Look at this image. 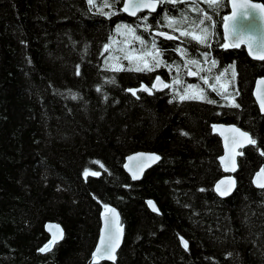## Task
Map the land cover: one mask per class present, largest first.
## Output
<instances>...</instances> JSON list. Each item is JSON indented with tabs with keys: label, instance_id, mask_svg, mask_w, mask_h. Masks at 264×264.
I'll use <instances>...</instances> for the list:
<instances>
[{
	"label": "trees",
	"instance_id": "1",
	"mask_svg": "<svg viewBox=\"0 0 264 264\" xmlns=\"http://www.w3.org/2000/svg\"><path fill=\"white\" fill-rule=\"evenodd\" d=\"M109 2L104 11L115 16L98 13L102 0L96 7L87 0H0V264H89L105 205L117 208L125 225L113 264H264V189L251 183L264 167V115L253 98L264 62L252 61L244 48L227 52L236 71L234 96H206L212 104L164 92L136 98L128 91L154 75L134 70L139 54L141 68L154 66L148 50L133 47L150 44L149 30L199 37L206 26L221 29L228 0L215 10L206 0L166 2L157 14L138 17L147 16V24L123 14L124 0ZM205 12L212 20L201 25ZM123 24L135 32H117ZM180 37L183 60L155 54L154 63L164 62L156 76L166 80L172 70L168 76L178 79L202 68L198 79L207 77L219 89L215 77L225 67L205 65L209 48L192 35ZM216 123L235 124L257 141L239 158L237 190L227 199L214 191L224 176ZM146 151L161 161L133 182L125 159ZM86 169L99 175L85 177ZM48 222L62 225L65 238L42 255Z\"/></svg>",
	"mask_w": 264,
	"mask_h": 264
},
{
	"label": "snow or ice",
	"instance_id": "2",
	"mask_svg": "<svg viewBox=\"0 0 264 264\" xmlns=\"http://www.w3.org/2000/svg\"><path fill=\"white\" fill-rule=\"evenodd\" d=\"M172 3V4H176L177 0H126V2L123 4L122 7V11L123 12H127L129 13L131 16L136 17L137 16V11L140 9H149L150 12H156L157 10V5H163L165 3ZM87 3L92 6V7H96V0H87ZM206 3L208 4V6L210 8H213V10H215L216 8L219 7H223V0H206ZM102 7H98L97 11L98 13H100L101 15H105V16H115L117 13L115 11L113 12H105L104 8H110L113 5L109 2V0H102ZM232 6L233 9H235L237 7L236 5V0H232ZM251 7L256 8L258 6L256 5H252ZM163 18L167 19V15H165ZM235 17H229V16H224L223 17V22H224V27H225V31L233 36V41L231 44L229 43H220L219 41H217V46L222 47L224 49H228L229 47L232 48H239L240 47V39L242 36V33H238L236 30L235 25L233 24L231 26V28L229 27V21L234 19ZM140 19L143 23L147 24V16H144L142 18H138ZM205 19L206 20H212V17L209 16L207 14V12H205L204 14V19H200L199 23L201 25H203L205 23ZM172 22L170 21L168 24V27H172ZM126 28L128 31L130 32H135V28L128 25V24H123V25H117V32L120 31L121 28ZM150 27V26H149ZM203 35L202 36H195L193 33L187 32V31H182L180 33L181 36H189L192 35L194 40H198L199 44L201 45H206L208 48H211L212 45L208 44V38L213 34L209 31V27H204L201 29ZM160 36H166L168 40H173L176 39V37L170 36L165 32H160L159 33ZM136 40L140 41V43H144L143 40H141L140 36H136L135 37ZM227 39V37H225ZM109 47L108 44L104 45L105 50H107ZM153 48H156V43L153 42ZM253 52V48L251 45H249V54H252ZM255 52L257 53L256 55V59L264 61V45H260L259 47H257L255 49ZM202 55L204 56L205 60L208 59L209 53L207 51L203 52ZM125 59H129V56H125ZM164 63L163 61H159L157 60L154 64L153 67H149L147 65V63H145V66L143 68L136 66L135 67V71H153L154 68H158L161 66V64ZM188 63L193 64V65H198L199 61L196 59H191L188 61ZM211 64L213 67H216L217 65V60L216 59H212L211 60ZM229 69H231V75H232V81L235 80L236 78V71H235V67L234 65H229L227 68H224L223 71H221L216 77L215 80L217 82H219L221 80V77L225 76V73H227L229 71ZM116 70H122L120 68H117ZM127 70H133V69H127ZM204 71V69L199 68L197 72H193L191 70H189L188 75L189 76H197L199 74V72ZM203 80L204 84H208V78L207 77H200ZM156 80L160 83L163 84L164 88H168L170 85L168 84H164L161 79L160 76H156ZM175 83H179L180 81L176 80L174 81ZM258 85H264V80H260L257 81ZM195 86L192 84L187 85V87L185 88V92L184 95L180 96V100H187V99H202V100H207L208 103L212 104V103H216L215 100H211V99H207L206 96L203 95V89L200 90V94L199 95H195V94H189V89L194 88ZM210 87L212 88V91L216 92L217 95H221L223 96V98L228 99V95H225V93H227V87L222 86L223 91H221L220 89H217L215 87V85H210ZM152 88H157V84H152ZM97 91H100V89L98 88ZM129 92L132 93V95H136V90L134 89H128ZM143 91L149 92V94H151V89L144 87ZM238 94V93H237ZM230 95V94H229ZM75 98V97H73ZM258 100H259V105H260V111L264 112V93L258 95ZM232 107H239V104H236L233 98V103L231 105ZM217 125H213L212 128L213 130L217 129ZM220 128H223V125L219 126ZM228 131L234 133V134H238L237 135H233L231 137V144L236 147H240L243 148L245 146V144L247 145H252L255 146L257 144L256 139L252 138L248 132L246 131H241L239 128L237 127H230L228 129ZM182 135H187V133H182ZM242 138V139H240ZM227 139V138H226ZM234 147H233V151H234ZM141 156H143L144 154H139ZM235 155H239V156H243L244 153L241 152H235ZM261 156H264V151L260 152ZM129 160H133L134 157H129ZM148 159L151 160L153 163L158 161L160 159V157L158 155L155 154H151L148 156ZM221 161L224 162L225 161V157L221 156L220 157ZM229 160L231 162V167L228 166V164H225V171H235L236 167H235V156H230ZM125 167L127 168L128 165H125ZM89 174L91 175H99L98 172H92L89 173V171L86 169L84 172L85 177H87ZM257 175V181H254L257 183V186L261 189H264V182H259V178L261 176H264V167L260 168L259 172L256 174ZM132 179L136 180L139 179V176L133 172L132 174ZM225 181H221L220 184H224ZM229 184L234 186V181H232L231 179H229L228 181ZM220 184H217L216 186V191L221 195V196H227L229 195L231 188L230 187H226L223 190H221ZM201 191H203V189H201ZM148 204L152 207L153 211H157L155 205H153L152 201H148ZM105 208V213L110 214V216L106 215L105 217V228L107 229V234L101 235V240H100V245L101 246H97L95 252L92 253L93 256V260L96 261L97 259H106L109 261H115L116 256H115V251L116 249L119 247L120 244V239L123 233V228L119 225V217H118V213H116V210L114 208H110L108 205L104 206ZM54 227L56 229L55 232H53V239L51 241H49V243L45 244L44 247L40 248L39 250L41 252H46V251H50L52 245L56 242V240L58 238H62V230L59 228V225H55V226H50ZM59 234V235H58ZM181 242L183 243V246L185 249L188 248V242L183 240V238L181 237Z\"/></svg>",
	"mask_w": 264,
	"mask_h": 264
},
{
	"label": "water",
	"instance_id": "3",
	"mask_svg": "<svg viewBox=\"0 0 264 264\" xmlns=\"http://www.w3.org/2000/svg\"><path fill=\"white\" fill-rule=\"evenodd\" d=\"M125 2H126V0H124V3ZM228 5H229V10L230 11L225 16H229V17L234 16L235 17L234 19L229 21V27L231 28V26L234 24L235 27H236L237 32L238 33H242V36H241V39H240V47L239 48L229 47L226 50H233L234 51V50H240V49L244 48L246 50V53H247L248 57L252 61L264 62V61L256 59L257 53L255 52V49L257 47H259L260 45H264V4L261 3V2L253 1V0H236L237 7L235 9H233L232 0H228ZM252 5H256L258 7L253 8V7H251ZM160 7H161V5H157L156 12H150L149 9H143L142 8V9L137 11V16L136 17L131 16L127 12H123V11L122 12H123V14L125 16H127L130 19H137L141 14H145V13H149L151 15L157 14L159 9H160ZM222 27H223L224 42L231 44L233 39H234L233 36L229 35L225 31L224 22H223V26ZM160 32L161 31H155L154 34L156 36H159V37H161L163 39L168 40L166 36H160L159 35ZM167 34L170 35V36H173V35H171L169 33H167ZM173 37H175V36H173ZM225 37H227V39ZM249 45H251L252 48H253L252 54H249ZM190 77L191 78H195L196 76H190ZM160 79H161V81L164 84H166V81L162 77H160ZM260 80H264V78H258L256 80V82H255L254 89H253V98H254V100H255L258 108H259V111H260V105H259V100H258L257 97H258V95L264 93V85H258L257 84V81H260ZM153 84H157V88H152L151 89V93H152V90H155L157 92H163V91H165L167 89V88H164L163 84L158 82L156 79H155ZM144 87L149 88L146 84H143L142 87L140 88V90L143 91ZM136 92H137V90H136ZM144 92H146V91H144ZM147 93H149V92H147ZM260 113H261V115H264V112L260 111ZM213 125H217L218 126L216 130H213V132L219 137V139L221 141V146H222V155L221 156L225 157V161L224 162L221 161V159H220L221 156L218 159L219 163L221 165V168L223 170V173L225 175H224V177H222L221 179H219L217 181V183L215 184L214 190H215V193L217 194V196L219 198L227 199V198L232 197L234 195V193L236 192V190H237L236 174L239 171V158L241 156L235 155V152H241V151L243 152V151H245L248 148L255 147L256 145L252 146V145L245 144V146L243 148H240L238 146L234 147L231 144V137L233 135H237L238 136V134H234V133L228 131V129L230 127L234 126V127L239 128L241 131H245V130H243L242 128H240L239 126H237L235 124L216 123V124H213ZM220 125H223V128H220L219 127ZM249 135L252 137V135L250 133H249ZM240 139H242V138H240ZM233 147H234V151H233ZM139 154H144V155L141 156ZM151 154L158 155L160 157V159L153 163L151 160L148 159V156L151 155ZM230 156H235V167H236L235 171H225V164H228L229 167L232 166L231 162L229 160ZM129 157H134V159L133 160H129L128 159ZM160 161H161V156L159 154L155 153V152H147V151L146 152H136V153H133V154L129 155L128 157H126L125 163H124V170H125L126 174L131 178V180L133 182H140V181L143 180L145 174L149 170H151L152 168L156 167L160 163ZM125 165H128V167L126 168ZM259 170L254 174L252 182H253V185H254V187L256 189L262 190L261 188H259L257 186V183L254 182V181H257V179H258L256 174L259 172ZM133 172H135L139 176V179H136V180L132 179ZM229 179H231L232 181L235 182L234 186L228 183ZM221 181H225V183L224 184H220ZM259 182H264V176H261L259 178ZM217 184H220L221 190H223L226 187H230L231 191H230L229 195L221 196L216 191ZM148 201H152V203H153V205H155L157 211H153L152 207L148 204ZM148 201H147L148 209L152 213H154L156 215H160L161 211H160L157 203L154 200H148ZM109 207L110 208H114L116 210V213H118V217H119V225L123 228V233H122V236H121V239H120L119 247L115 251L116 259H115V261H109V260H106V259H97L96 261H94L93 260V256H91L89 264H100L102 262H108V263H112V264L116 263L117 258H118V253H119L120 249L123 246L124 239H125V225L123 224L122 216H121V214H120V212H119V210L117 208H115L113 206H109ZM106 215L110 216V214L105 213V208H104V210L102 211L101 216H100L101 228H100L99 238H98L96 247L97 246H101L100 245L101 235L102 234H104V235L107 234V229L105 228V217H106ZM55 225H59V228L62 230V238H58L56 240V242L52 245L50 251H46V252L39 251L40 254H42V255H46V254L50 253L51 251H53L55 246L60 244L65 238V231H64L62 225H60L58 223H55V222H48L45 225V232L49 236V241H51L53 239V232L56 231V229L54 227L50 228V226H55ZM49 241L47 243H49ZM96 247H95L93 252H95Z\"/></svg>",
	"mask_w": 264,
	"mask_h": 264
},
{
	"label": "flooded vegetation",
	"instance_id": "4",
	"mask_svg": "<svg viewBox=\"0 0 264 264\" xmlns=\"http://www.w3.org/2000/svg\"><path fill=\"white\" fill-rule=\"evenodd\" d=\"M226 14H228V13H226ZM225 15H223V17ZM155 31H160V30H153L152 32L149 30V35L151 36L150 40L148 42V43H150L149 45L147 44L145 46H140V45L133 46L135 48V50L136 51L148 50V52H151V55H152V61L151 62L153 63V65L155 64L154 58H155V54H157V53H161L162 55L165 54V56H169L170 54H175V56H176L177 54H180V56L182 57L181 59L183 60L182 54L184 51H186V44H185L186 41H185V39L180 37L181 31H175V30H173V31H164V30L161 31V32H166V33H169V34L175 36L177 39H174V40H166V39H163L159 36H156L154 34ZM211 33H213V34L210 36L211 39H210V37L208 38V41H210L209 44L212 45V47L209 48V51L212 53V58L207 59V60H205V58H204L205 65H212L211 64L212 59L217 60L216 68L223 69L224 67L227 68L229 65H233V62H234L233 60H225L226 53L229 51H233V50H226L222 47L217 46V41H219L220 43H225L224 42V35H223V27H221V29L216 28V29L212 30ZM153 42L156 43V48H153ZM161 70L164 71V69H161ZM173 71L177 72L176 69H174ZM166 72H167L166 80L162 76L157 75V76L162 77L166 81V84L170 85L165 91H163L164 93H166L165 94L166 96L184 95V93L182 92V89L185 90V88L189 84H192L195 86L193 89H196L199 91L201 89H203L204 90L203 91L204 96H221V95H217L216 92L212 91V88L210 87L209 83L208 84L202 83L201 80L198 79V75L195 78H191L187 73H184V77H182V78L179 77L178 79H174V78L168 76V75H170L172 70L171 71L169 70ZM150 73H154V75L152 76V78L150 80V84H146V85L150 89H152V84L154 83V81L156 79L157 71H156V69H154L153 71H150ZM229 74H231V69H230V72L228 71L225 74V76L221 77V80L219 81L220 84H218L217 86L219 87V89L221 91H223L222 86L227 87V93H225V95L234 96V92H233L234 81H232V77ZM176 80H178L180 82L175 83L174 81H176ZM142 85L140 87L134 88L135 90H137V92H136L135 96L134 95H132V96L138 98V96H141V95L156 96L157 94L160 93V92H157L155 90H152L151 94L144 92V91L140 90ZM199 94H197V95H199ZM252 180H253V178H252ZM251 183L253 184L252 181H251Z\"/></svg>",
	"mask_w": 264,
	"mask_h": 264
},
{
	"label": "rangeland",
	"instance_id": "5",
	"mask_svg": "<svg viewBox=\"0 0 264 264\" xmlns=\"http://www.w3.org/2000/svg\"><path fill=\"white\" fill-rule=\"evenodd\" d=\"M122 33V35L124 34V32H121ZM151 53V52H150ZM152 56V55H151ZM145 58V56H144V54H139L138 56H137V58H136V62H138V65H136V66H139L140 67V65H141V62H142V60ZM153 64V63H152ZM118 66V65H117ZM136 66H134V67H136ZM199 66L200 67H203V62H200V64H199ZM175 68H177V67H175ZM155 69V68H154ZM201 81H203L202 79H200ZM172 86V85H171ZM189 90H191L190 91V93L189 94H195V95H197V94H199L200 93V91L199 90H196V89H189ZM235 91V89L233 90V92Z\"/></svg>",
	"mask_w": 264,
	"mask_h": 264
}]
</instances>
